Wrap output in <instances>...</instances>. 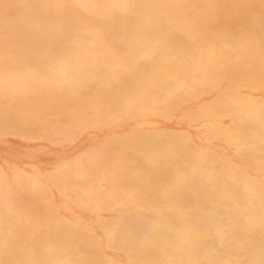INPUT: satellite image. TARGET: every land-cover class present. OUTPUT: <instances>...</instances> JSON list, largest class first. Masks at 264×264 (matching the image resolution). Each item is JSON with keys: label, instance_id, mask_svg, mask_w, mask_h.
Segmentation results:
<instances>
[{"label": "bare ground", "instance_id": "1", "mask_svg": "<svg viewBox=\"0 0 264 264\" xmlns=\"http://www.w3.org/2000/svg\"><path fill=\"white\" fill-rule=\"evenodd\" d=\"M37 7L10 20L31 48L0 34V142L58 152L52 168L0 165V264H262L264 0ZM178 112L205 136L163 133ZM84 124L131 136L70 153ZM57 204L132 217L101 231Z\"/></svg>", "mask_w": 264, "mask_h": 264}, {"label": "rangeland", "instance_id": "2", "mask_svg": "<svg viewBox=\"0 0 264 264\" xmlns=\"http://www.w3.org/2000/svg\"><path fill=\"white\" fill-rule=\"evenodd\" d=\"M40 3L45 4L46 0H8L4 4V9H8L11 12V17L12 18L10 17V15H8L10 17L9 18L10 20L13 19L15 21L16 18H22V16L27 17L28 19L36 20L37 19V8H38L37 6ZM12 14H14V15L12 16ZM10 20L5 22V20L0 19V34H6L8 39H11L12 41L14 40L16 42V45H17L18 48L20 46H22V45H23V48H31L32 45L34 44V42H32L33 40L30 37H28V36L25 37L24 35L19 34V32L16 31L17 30L16 26L19 25V24L15 23L14 21H10ZM41 28H44V26L41 25ZM32 38L34 40H36L38 37L34 36ZM224 87H225V85H224ZM218 91L219 90H217V89L210 90L208 92V94H207L208 99H211L214 96H216L218 94ZM244 92L246 94H249V91L246 90V89L244 90ZM256 94L259 95V98H263L264 97V91H259ZM9 102L10 101L7 100V99L3 100V104L9 105L10 104ZM196 107L197 106L192 105L191 109H195ZM3 115L4 114H1L0 116H3ZM172 118H173V121L175 122L174 128H168L167 127V128H165V131L163 133H170L172 131H179V132H182V133L188 132L191 135H195L196 137L197 136L204 137L205 134L207 133V131L205 129L198 128V124H199L198 122H190L186 117L182 116V112H178V113L174 114V117H172ZM174 118H175V120H174ZM82 126L84 127V128L83 127L82 128H83L85 133L77 141L76 145L74 146L75 148L70 150V153L71 152L75 153V152L79 151L80 149L81 150L88 149V148L89 149H96V148L101 147V146L109 147V150H112L113 148H116V146H118V144L120 143V141L122 139L129 138L131 136V133H128V132H126V133H117L115 135L112 132L108 133L107 129H102V128H99L98 126H95V127H92V128L89 127L88 124H84ZM86 132H88V134H90V135H88ZM142 132H145V133L154 132L155 133V132H160V130L155 128V127H153V128H151V130L150 129H146V130H144ZM91 133H93V134L91 135ZM0 144H1L0 153H3L2 155H0V159H1L0 160V165L3 168L5 167L4 170L5 169L8 170V171L5 170V172L8 173V174L9 173L11 174V172H12V168L14 166L13 163H15V161L16 162L19 161L18 163H20V161L22 159H23L21 161L22 166L26 167V168L28 167V169L29 168L32 169L31 166L33 164H35V165L38 164L36 166L42 167V169L48 168V165H49V168L55 167L54 159H52V157L55 156L54 154H56L58 152V149L55 148V147H52V146L51 147H46V149L49 150V152L46 149L44 150L43 148H42V152L39 151V150H41V147H39V146H37L38 149H37V147H35L34 149L31 148L33 151H30L31 149H29V151L27 153V154H30L29 156H31V158L29 156H27V157L24 156L25 158H23V157H21V155L25 153V152H21L24 149L23 147L19 148V146L13 145L12 143H10V144L5 143L4 147H3V143L0 142ZM194 147H196V146H194ZM9 148H11V149H9ZM16 149H17V151H15ZM45 152H47V153H45ZM4 153L6 155H4ZM43 153H45L47 155H45ZM230 153L234 155V153L232 151H230ZM15 156L19 157L20 160H18V158L15 159ZM45 156H47V157H45ZM11 157H14V158H11ZM36 157H38V159ZM33 158H36V159H33ZM45 158H48V159L46 160ZM5 160H7L8 162L5 161ZM13 160H15V161H13ZM48 160H51V161H48ZM29 161H32V162H30L31 164L28 163ZM46 161H48V162H46ZM39 162H42V163H39ZM26 163H27V165H25ZM39 164H40V166H39ZM43 166H45V167H43ZM39 205H40V203L38 202L36 204V206H39ZM58 207H59V205L57 204V208ZM59 208L57 210V216L56 217H60L64 221H66L68 223L76 221L77 218H81V220H89V221H92L97 227H99V229L101 231L104 230L105 226H109L110 224H118V223L126 221L130 217H132V213H130L129 211L128 212H124L120 208H115L113 210L102 212L101 214H95V215H91V214H88V213H83L80 208L79 209L77 208L76 210H70V211L68 209L63 208V207H59ZM84 236H86V238L91 239L92 234H91L90 231H87V232L84 233ZM85 240H87V239H85ZM262 264H264V262Z\"/></svg>", "mask_w": 264, "mask_h": 264}]
</instances>
